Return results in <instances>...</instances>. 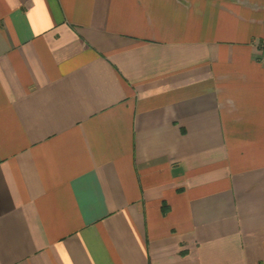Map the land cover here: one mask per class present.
I'll return each mask as SVG.
<instances>
[{
	"label": "crops",
	"instance_id": "0c3cea01",
	"mask_svg": "<svg viewBox=\"0 0 264 264\" xmlns=\"http://www.w3.org/2000/svg\"><path fill=\"white\" fill-rule=\"evenodd\" d=\"M0 264H264V0H0Z\"/></svg>",
	"mask_w": 264,
	"mask_h": 264
}]
</instances>
